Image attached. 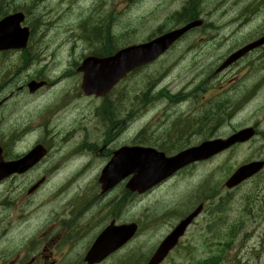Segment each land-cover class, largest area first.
<instances>
[{"label": "rangeland", "instance_id": "obj_1", "mask_svg": "<svg viewBox=\"0 0 264 264\" xmlns=\"http://www.w3.org/2000/svg\"><path fill=\"white\" fill-rule=\"evenodd\" d=\"M8 1L9 13L25 11L28 23H34L38 14V71H41L38 73V80L49 79V87L47 84L36 93H30L27 81L35 77L36 66L25 69V55L21 53L0 55V61L7 64V67L0 68V91L6 90L0 92V144L4 147V154L11 157L16 152L26 151L37 137L38 140L50 145L55 144L56 147L60 143L59 151L55 147L38 168L37 180L46 174L48 167L55 162L58 164L68 150L73 152L80 146L81 151L89 155H81L74 160L70 159L69 162L60 163V168L53 172L55 176L46 179L38 189V198L36 193L26 197V188L14 200L15 208H0V214H7L5 217L11 221L9 232L6 238L1 239L0 246L8 245L11 248L25 244L31 233V229H28L30 218L16 221L18 217L35 210L47 200L59 202L64 197L63 200L81 196L87 187L93 186L101 168L111 158L110 149L129 144L141 128L150 126V135L145 143L150 140L161 141L164 131L171 125L172 118L178 115L179 118L185 117L183 113H177L171 116L167 123L164 118L166 114L174 109L176 112H184L191 106V102L182 101L174 106L167 96V99H160L161 96L157 94L162 90H169V94H176L180 89L186 91L184 87L188 84H197L201 80V87L205 86L201 91V102L204 106L211 109L223 102V107L221 112L214 114L213 123L207 120L201 123L198 118L199 122L194 125V130H191L192 134L187 136L186 145H196L214 137H225L231 133L233 126L239 129L242 123L256 126L258 136L234 151L225 152L209 161L187 168L145 195L132 196L129 204L124 203L125 199L129 200V196L123 191L124 185L105 193L104 196L106 199H114L113 203H117L119 212L124 214L122 218L137 220L140 223L139 234L126 248L133 253V257L139 251L141 256L151 247L156 248L180 218L197 205L198 201H205L204 212L192 224L180 246L163 264H194L210 256L216 248H223L219 264H264V190L259 184L261 182L264 187V177L242 185L232 192L224 186V182L238 166L252 159H264V81L259 78L251 83L253 77L248 74L239 85L227 86L228 80L240 75L243 70H254L257 75L264 73V48L225 72H216L232 51L264 34V11L257 10L260 0L255 2L254 12L248 16L241 15L248 0H199L202 4L209 2L206 8L201 4L200 13L208 23L207 28L191 32L156 63L128 76L105 98L85 97L80 91L82 74L77 71V67L93 49L86 44H79L78 34L82 30V24H87L90 28L100 24L103 34L110 26L112 33L117 36L115 47L121 43H138L158 32L159 27L166 31L177 26L179 23L173 14L188 0H102L103 9L93 10L87 19L76 17V14L80 8L90 5L92 0H78L76 3L74 0ZM59 4L61 12L56 14L55 8ZM260 7L264 9V3ZM223 11L228 13L223 16ZM63 14L66 15L57 23L58 16ZM236 15H240V18L221 28L219 32L210 29L209 24L212 22L223 23ZM231 34L233 36L228 38ZM94 48L99 50L96 46ZM34 49L37 54L35 47ZM8 67L13 75L2 81ZM211 80L214 86L218 85L215 90L206 87ZM259 81L262 85L256 97L250 99L248 108L243 109L242 113L230 122L227 117L228 97L237 98L236 90L240 92L241 88L249 84L252 86ZM9 84L11 87H7ZM223 85H226L227 89H222ZM50 87L54 90L49 94L46 89ZM51 97L55 98L53 103H50ZM58 105L60 107H57ZM50 107L53 112L58 108L52 125L47 116L50 115ZM42 108L46 115L42 114ZM96 112L101 114L100 123ZM131 114L136 116L134 121L129 123ZM156 117L160 119L156 120ZM219 118L223 120L215 122ZM104 119L109 122L108 126ZM120 122L126 123L125 129L109 141L106 132L120 129ZM153 129L158 134L154 133ZM14 130L15 133L10 139L9 135ZM36 132L38 134H35ZM90 142H95L96 145L84 146L85 143L91 144ZM165 146L174 151L181 145L174 138H168ZM15 148L19 149L15 151ZM84 167H87V172L82 178L70 189H66L65 194L53 199L55 192L65 185L60 183V179L81 171ZM78 176L79 174L75 175L71 182ZM214 186L216 189L212 190ZM94 191L99 192V187H95ZM3 196L0 193V197ZM92 196L89 189L82 199L89 200ZM104 196L96 200L99 207L103 206L101 203L105 199ZM82 206L83 203H80L78 210ZM56 207L54 203L41 206L38 221L46 212ZM113 207L114 205L109 207L111 211ZM31 218L35 221L34 215H31ZM48 225L44 226L42 231H49ZM2 227H5V224ZM39 233L40 231L38 236ZM226 242L230 244L225 246Z\"/></svg>", "mask_w": 264, "mask_h": 264}, {"label": "water", "instance_id": "obj_2", "mask_svg": "<svg viewBox=\"0 0 264 264\" xmlns=\"http://www.w3.org/2000/svg\"><path fill=\"white\" fill-rule=\"evenodd\" d=\"M24 20L22 13L8 15L0 22V51L6 49H17L27 45L29 32L27 28L21 27V22ZM202 21L191 22L181 28L172 30L164 35H161L151 41L139 45H133L120 50L114 56L109 58H87L83 65L79 68L84 72V81L82 89L87 94L96 93L102 95L107 93L112 87L120 81L130 71L143 66L163 54L175 41L193 27L199 26ZM264 44V37L254 41L239 51L233 53L223 64L218 68V71L223 70L230 64L241 58L250 50ZM43 82L30 83L32 89L40 87ZM253 128H248L240 131L233 137V141H244L254 135ZM232 143V139H215L205 141L202 144L186 149L175 156L166 157L164 153H159L154 149H142L137 147H124L115 153L112 161L104 169L100 181L103 184V189L108 190L125 178L128 174L134 172L135 176L127 184V188L131 191H139L143 193L153 186L157 185L167 177L171 176L177 170L189 165L198 160L207 159L214 154L226 149ZM46 152L41 148L34 150L33 153L15 162L3 163L2 150L0 148V179L13 172H24L29 167L34 165L39 158ZM38 154V157L36 156ZM118 164L117 169L111 172V168ZM264 165V162L255 161L241 166L227 181L228 187H233L243 180L247 179ZM203 205L198 206L192 213L176 226V228L164 239L149 264L160 263L169 251L178 243L179 238L184 234L188 225L202 211ZM135 225L127 227H118L112 235L104 234L112 242H115L114 248L119 247L126 242L134 233ZM99 239L97 244L88 254L87 259L90 262H97L101 253L98 249L104 248L102 242L105 240Z\"/></svg>", "mask_w": 264, "mask_h": 264}, {"label": "flooded vegetation", "instance_id": "obj_3", "mask_svg": "<svg viewBox=\"0 0 264 264\" xmlns=\"http://www.w3.org/2000/svg\"><path fill=\"white\" fill-rule=\"evenodd\" d=\"M101 2L102 0H92V3L90 5H86L83 9L81 8V17L79 18H90V12L96 9H103L101 7ZM65 15L66 14H63L62 16L59 15L58 22H60V20L64 18ZM77 30L79 31V29ZM82 30L86 35L85 39L88 41L85 44L89 47H93V49L89 51V54L94 55H101L106 50V46L110 42H112L115 36L112 33L110 26L107 27V31H105L103 34L100 24L94 25L91 28L87 27V24L86 26L85 24H82ZM31 38V46L24 54V66L25 69H29L33 65H35V78H38V14L36 15L35 22L32 23L31 26ZM95 46L101 48L102 53H97L94 48ZM34 47L37 50V54H35L36 51ZM4 66L7 67L6 64H4ZM7 73L8 69L5 72V78ZM241 78L242 74L234 77L233 79H229L228 87L233 84L239 85V81L241 80ZM259 78H261L260 75L254 77L251 83L258 80ZM250 85L251 84H249L245 88L240 87V92L236 90V94L238 95L237 98H235L234 96L228 97L229 104L227 117L230 122L235 116L237 117L239 114H241L243 109L248 108L250 99L253 100L256 97L258 89L262 85V82L259 81L252 86ZM22 86L23 85H21V87ZM4 90L5 89H3V91ZM242 118L245 119L244 116ZM246 126L248 125L242 123L240 128ZM233 127L231 134L237 131V128ZM262 175L263 173L257 174L247 183H250L255 179L264 177ZM22 183L24 184V181H22ZM259 184L261 189L264 190L261 182H259ZM8 192L12 196L9 197V201L7 198V201H4L2 203L4 209L15 208L13 202L21 194L22 191L17 190L16 187H9ZM33 193H36V196L38 198V187L33 192H24L26 197L32 196ZM15 194H17V196H14ZM78 200L79 198H70L66 201L61 202L59 209H57V206L56 208L49 210L43 217H41L39 221L38 209H41V206H45L42 203L35 210H33V212H29L28 214L19 216L18 220L16 221H19L22 218H30V222L28 223V229H31L30 237L26 240L25 244H20L15 247L10 248L8 245L0 246V264H90L86 261L85 258L93 244V242H89V238L92 237L93 230L101 227L100 221L106 214V212L100 213L99 211L103 208H106L107 203L103 204V206L99 207L96 212L92 213L85 211H92L95 208V206L93 205L98 203H85V208L83 211L75 212L74 206L76 205ZM110 205H114L113 212L109 213V215L112 216L110 220H114V223L117 225L131 222L130 220H122L124 214L119 212L117 203H110ZM31 215H34L35 221L32 220ZM5 216H7V214H5L4 216L0 214V241L1 239L6 238L5 236L8 234L9 226L11 224V221ZM102 223L103 227L108 225L107 220L105 219L102 220ZM3 224H5V227H2ZM46 225H48L49 231H42V229ZM39 231L40 233L38 236ZM135 235L130 239L129 243H126L120 249L110 253L107 257H105L101 262L97 264H139L137 258L132 259L129 256L123 257L122 255V252L129 246L130 243L133 242V240L136 239Z\"/></svg>", "mask_w": 264, "mask_h": 264}, {"label": "trees", "instance_id": "obj_4", "mask_svg": "<svg viewBox=\"0 0 264 264\" xmlns=\"http://www.w3.org/2000/svg\"><path fill=\"white\" fill-rule=\"evenodd\" d=\"M195 9L197 10V4L195 2H192L191 7L188 5L184 11L183 20L189 21L191 19L196 18L199 13L195 12ZM210 122H211V120H210ZM212 261H214L213 256L209 257L208 259L201 261L199 264H212Z\"/></svg>", "mask_w": 264, "mask_h": 264}, {"label": "bare ground", "instance_id": "obj_5", "mask_svg": "<svg viewBox=\"0 0 264 264\" xmlns=\"http://www.w3.org/2000/svg\"><path fill=\"white\" fill-rule=\"evenodd\" d=\"M221 13V12H220ZM61 140V139H60ZM63 147V146H62ZM54 199V198H53ZM49 201V200H48Z\"/></svg>", "mask_w": 264, "mask_h": 264}]
</instances>
